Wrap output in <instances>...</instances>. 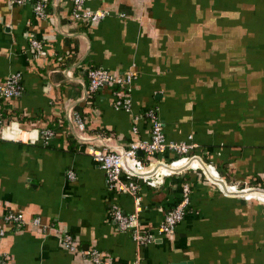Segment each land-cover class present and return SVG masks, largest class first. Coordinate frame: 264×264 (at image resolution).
<instances>
[{
    "label": "crops",
    "instance_id": "0c3cea01",
    "mask_svg": "<svg viewBox=\"0 0 264 264\" xmlns=\"http://www.w3.org/2000/svg\"><path fill=\"white\" fill-rule=\"evenodd\" d=\"M33 1L0 0V84L19 73L22 86L3 107L0 224L8 210L42 222L0 239L5 264H92L82 253L91 248L121 263L264 264V202L224 193L200 170L176 172L158 188L139 184L142 230L178 203L184 182L191 195L172 234L137 244L110 215L112 205L132 212V197L107 187L66 117L81 108L90 140L128 147L149 137V122L134 116L157 107L167 140L194 144L190 152L226 183L264 189V0H85L109 12L95 24L74 20L71 0H47L46 19L34 15ZM132 65L129 111L113 108L108 87L86 102L89 68L119 74ZM48 127L54 135L45 143ZM64 233L77 251L61 246Z\"/></svg>",
    "mask_w": 264,
    "mask_h": 264
},
{
    "label": "built area",
    "instance_id": "2783aa9c",
    "mask_svg": "<svg viewBox=\"0 0 264 264\" xmlns=\"http://www.w3.org/2000/svg\"><path fill=\"white\" fill-rule=\"evenodd\" d=\"M26 1L28 0H11L13 4H22ZM71 1L70 13L71 17L76 21L95 24L109 16V12L103 9L92 10L85 8V0ZM46 2L47 0L33 1V12L35 16L41 19L50 18L49 13L45 9ZM31 45L35 49H41V44L37 40H32ZM135 77L136 72L134 65L119 74H115L104 67H91L87 71L86 97L91 93L97 92L102 87H108L115 96L113 108L115 110L129 111L131 101L128 91ZM20 78L21 76L19 73H13L0 84V100L17 98L21 95L22 86ZM4 117L0 102V128L5 126ZM66 117L73 124V127H76L81 133L77 134L78 139H86V141H88L89 146L87 152L104 171L107 187L132 197V212L123 213L119 207L112 205L110 215L120 229L130 231L133 240L139 245L152 243L156 236L172 234L175 231L176 225L183 219L189 208L191 195V184L189 182H184L181 186V195L178 203L164 212L162 219L154 230H142L138 222L140 213L143 209L142 196L139 193L140 183L151 188L161 187L166 177L176 173L169 168L178 169L190 161L192 162L186 169L200 170L203 177L211 181L197 160V158H201L190 152L194 144L187 141L175 142L166 139L163 131V123L158 114L157 107H150L134 116L135 122L139 119H145L149 122V137L147 139L133 140L128 147L109 148L104 143H100V138H96L98 142L90 140L92 136L84 134V121L79 117L76 110L69 108L66 111ZM132 130L134 133H137L135 124L132 126ZM53 135V131L45 129L42 132L41 138L46 143ZM190 138L191 136L189 139ZM137 151H141L142 156H138ZM167 151L173 153L172 158H164L163 153ZM157 155H159V157H156ZM194 162L197 163V166H193ZM202 162L209 174L210 172L213 174V176H211V174L210 176L214 179L222 180L227 191L231 194L240 193L239 195L243 199H256L264 202L263 188L250 186L246 183H243V185L226 183L214 165L205 163L204 161ZM75 176L73 171L70 170L67 172L68 179L74 180ZM217 185L223 191L221 185L218 183ZM26 224L41 226L42 222L39 217H32L30 220H26L25 216L20 211L8 210L4 212L2 215V223L0 224V239L4 237L10 229L21 228ZM61 246L70 252H75L78 249L73 236L68 233L62 234ZM82 253H85V256L92 264H140L139 259L129 263L116 262L111 257L102 256L95 248H91ZM6 258L7 255L0 250V264H5Z\"/></svg>",
    "mask_w": 264,
    "mask_h": 264
},
{
    "label": "water",
    "instance_id": "95a60500",
    "mask_svg": "<svg viewBox=\"0 0 264 264\" xmlns=\"http://www.w3.org/2000/svg\"><path fill=\"white\" fill-rule=\"evenodd\" d=\"M84 95L86 97V87H85V92H84ZM137 155L138 156H142V152L141 151H137ZM197 160L199 161V163L201 164L203 170L205 171V173L207 174V176L210 178L211 181L215 182V183H218L221 185L224 193H227V194H231L230 192L227 191L226 187H225V184L222 180H218V179H214L213 177L210 176L209 172L207 171L204 163L201 161V159L197 158ZM192 161L188 162L186 165H184L183 167L181 168H178V169H171L169 168L171 171L173 172H180V171H183L185 170L190 164H191ZM264 192V191H263ZM235 195H239L240 193H234Z\"/></svg>",
    "mask_w": 264,
    "mask_h": 264
},
{
    "label": "trees",
    "instance_id": "16d2710c",
    "mask_svg": "<svg viewBox=\"0 0 264 264\" xmlns=\"http://www.w3.org/2000/svg\"><path fill=\"white\" fill-rule=\"evenodd\" d=\"M93 94L94 93H91L87 98V100H86V102H90L91 101V99H92V97H93ZM12 99H14V98H12ZM7 101V100H9V99H1L0 100V102H1V108H2V110H3V107H4V101ZM5 113V112H4ZM77 113H78V115H79V117L84 121V126H85V128H86V126H87V123H86V121H85V117H84V114H83V112H82V110H81V108H79V110H77ZM4 116H7V115H4ZM4 118H8V117H4ZM6 120V119H5ZM46 129H49V130H51V131H53L54 132V127H48V128H46ZM98 132H100L101 130H97Z\"/></svg>",
    "mask_w": 264,
    "mask_h": 264
},
{
    "label": "bare ground",
    "instance_id": "6f19581e",
    "mask_svg": "<svg viewBox=\"0 0 264 264\" xmlns=\"http://www.w3.org/2000/svg\"><path fill=\"white\" fill-rule=\"evenodd\" d=\"M193 166H197V163H196V162H194V163H193Z\"/></svg>",
    "mask_w": 264,
    "mask_h": 264
}]
</instances>
